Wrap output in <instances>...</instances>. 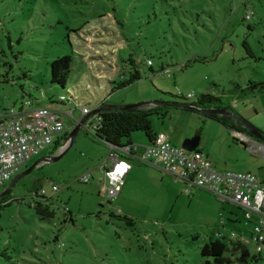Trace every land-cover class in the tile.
Listing matches in <instances>:
<instances>
[{"label": "rangeland", "instance_id": "rangeland-1", "mask_svg": "<svg viewBox=\"0 0 264 264\" xmlns=\"http://www.w3.org/2000/svg\"><path fill=\"white\" fill-rule=\"evenodd\" d=\"M248 10L254 15L246 21ZM64 55L73 57L65 90L49 80L50 63ZM130 58L141 79L111 92L129 79ZM7 74L10 82L3 83ZM250 82H264V0H0V109L19 108L32 98L73 110L80 121L84 107L91 111L103 101L190 103L189 94L205 93L231 103L264 134V93L242 91ZM62 95L64 105L57 103ZM167 112L164 119L151 117L154 130L165 132L182 152L183 143L200 134L198 151L217 169L250 171L264 181V153L243 127L229 129L180 108ZM134 137L136 145L148 144L144 133ZM109 153L80 130L61 159L18 181L11 205L0 209V264H213L202 256L206 243L241 241L240 208L199 189L188 194L170 176L136 181L128 198L109 200L99 169ZM87 173L93 180L80 182ZM53 185L60 190L54 193ZM42 188L52 197L54 218L37 215ZM249 249L255 254L253 245Z\"/></svg>", "mask_w": 264, "mask_h": 264}, {"label": "built area", "instance_id": "built-area-1", "mask_svg": "<svg viewBox=\"0 0 264 264\" xmlns=\"http://www.w3.org/2000/svg\"><path fill=\"white\" fill-rule=\"evenodd\" d=\"M254 13L248 10L245 20L252 19ZM152 65V61L148 60ZM195 96L188 95V99ZM82 115L90 113L88 107L82 109ZM69 120L76 127L80 121L73 117V110H59L51 107L34 106L25 100L19 108L0 109V186L20 173L28 162L52 146L56 136L70 129ZM96 139L100 129L98 115L87 120L81 128ZM70 144L67 141L63 149ZM107 144V143H105ZM110 153L99 169L104 174V184L109 200H116L121 194L125 180L133 168L132 161L151 165L174 182L186 185L188 194L199 189L214 195L222 204L240 208L245 214V232L241 233V242L253 245L258 256L256 264H264V181L250 171L218 170L213 161L202 152H182L171 143L164 134L157 135L144 146L142 153L139 145L117 147L107 144ZM260 151L264 152L261 146ZM93 180L91 173L85 174L79 181L85 184ZM60 188L53 185L52 191ZM39 196L46 197L42 188ZM232 237H236L233 233Z\"/></svg>", "mask_w": 264, "mask_h": 264}, {"label": "trees", "instance_id": "trees-1", "mask_svg": "<svg viewBox=\"0 0 264 264\" xmlns=\"http://www.w3.org/2000/svg\"><path fill=\"white\" fill-rule=\"evenodd\" d=\"M249 28L252 29V27ZM243 47L249 58H255L254 53L247 42L243 43ZM72 63L73 57L69 55H64L63 57H59L52 61L50 63V84L65 90L72 72ZM128 64L132 67L133 70L130 73L129 79H123L122 81L117 83L116 87H112L111 92L129 87L131 84L141 79V73L138 69V64L136 63V61L130 58L128 60ZM147 65L149 66L150 70L154 73L155 71L153 70V61L152 65H149L148 62ZM24 76L26 77L27 75ZM2 82H10L8 74ZM114 84L115 82L110 83V85ZM248 89H250L252 93H264V82H250L247 86V89H242V91ZM68 96V99H74L71 94H68ZM186 99L190 101V104L196 105L198 108L201 109H221L233 111L231 103H226L222 97H216L211 94L204 93L195 96L193 99ZM30 101L34 106L48 107V105L44 104L42 100H33L31 98ZM66 101V96L62 95L59 97V101L57 103L64 105ZM168 109L169 108L162 107H154L151 109L134 108L132 110L127 111L105 109L98 115L100 119V129L98 131L96 140L102 143H107L109 145L122 147L124 145H132V139L134 137V134L136 132H142L145 134L149 142H151L158 135L154 130L151 117L156 115L161 119H164L168 114ZM204 117L217 121L224 127L229 129H233L236 125L241 126L238 122L226 116L213 115L212 117ZM10 196L11 194H9L3 199H0V209L11 205L10 202L7 203V201L10 199ZM36 196L38 197L39 194L36 193ZM41 198L44 199L43 202L35 203V210L37 212V215L40 216L41 219L54 218L56 212L50 208L52 197ZM69 216L72 220L70 212ZM126 222L129 225H132V220L126 219ZM230 244L231 245H229V243L225 241H222L221 239H211L208 243L204 245L202 249V256L206 258H212L214 261L213 264H256V262L258 261V256L256 254L251 253L249 245L244 244L241 241H230ZM208 264L212 263L208 262Z\"/></svg>", "mask_w": 264, "mask_h": 264}, {"label": "water", "instance_id": "water-1", "mask_svg": "<svg viewBox=\"0 0 264 264\" xmlns=\"http://www.w3.org/2000/svg\"><path fill=\"white\" fill-rule=\"evenodd\" d=\"M144 106L148 107H162V108H180L183 110H188L191 112H196L199 113L203 116L206 117H212L213 115H221V116H226L231 119H234L244 125L248 133L254 137L258 142L261 143L262 147L264 148V134L262 133L261 130L256 128L253 124H251L248 120L244 119L242 116L236 114L234 111H227V110H221V109H201L198 108L196 105L190 104L188 102H170V101H154V102H139V103H134V104H129V105H124V104H110L108 102H103L96 108L90 111V113L87 116H84L79 124L72 130V132L69 135V140H70V145L59 155L56 156H51V157H43L39 160H37L32 166H30L27 170L17 174L11 181V184L2 192H0V199H3L7 197L9 194H11L12 190L15 188L16 184L18 181H20L23 177L26 175L32 173V171L37 168L39 165L43 163H50V162H55L58 161L59 159L62 158V156L69 150L71 145L73 144V141L75 140L76 136L78 135L79 131L81 130L82 126L84 123L89 120L91 117L95 115H99L103 110L105 109H115L119 111H127V110H132L134 108H143ZM201 137L200 134L196 135L194 138L186 140L183 143V149L186 150L187 152H197L198 147L200 145ZM112 202L109 201V204Z\"/></svg>", "mask_w": 264, "mask_h": 264}, {"label": "crops", "instance_id": "crops-1", "mask_svg": "<svg viewBox=\"0 0 264 264\" xmlns=\"http://www.w3.org/2000/svg\"><path fill=\"white\" fill-rule=\"evenodd\" d=\"M257 83V82H256ZM103 102H105V101H103ZM103 102H101L100 104H102ZM108 102V101H107ZM99 104V105H100ZM98 105V106H99ZM69 125H70V129L67 131V132H65L64 134H62V135H58V136H56V138H55V140H54V143L52 144V146H53V149H52V151H51V153H49L47 156H45V157H51V156H56V155H59L60 153H62L65 149H63V147L65 146V144L67 143V141H70L69 140V135H70V132H71V129H73V124H71V122L69 121V123H68ZM82 130V129H81ZM85 133V132H84ZM157 133V132H156ZM158 135H160V134H164V135H166L167 136V134L165 133V132H158L157 133ZM168 137V136H167ZM169 139V138H168ZM251 139H254V138H251ZM135 137H133V139H132V142H133V144H138L137 142H135V141H138L137 139L135 140ZM170 140V139H169ZM75 141V140H74ZM74 141H73V144H74ZM140 142H144L143 140H141ZM258 142V141H257ZM145 143V142H144ZM147 143H150V142H148V140L146 141V144ZM72 144V145H73ZM105 144V143H104ZM258 144H259V148L262 146L261 145V143L260 142H258ZM70 145V144H69ZM72 145H71V147H72ZM105 145H107V144H105ZM145 145V144H144ZM52 146H50V147H52ZM108 146V145H107ZM49 147V148H50ZM143 149H144V146H141L140 144H139V152L140 153H142V151H143ZM199 152H201V151H199ZM264 153V152H263ZM214 163V162H213ZM132 165H133V168H132V170L130 171V173L128 174V176H127V178H126V180H125V185H124V188H123V190H122V192H121V194L119 195V197L116 199V200H118V201H122V200H124V199H126V198H128L130 195H131V192H132V190H133V188H134V186H135V182L136 181H142V180H144V179H157V178H159V177H161V178H164V176H168L169 177V175H167V174H164V173H162L161 171H159L157 168H155V167H153V166H151V165H147V164H143V163H141V162H139V161H132ZM219 170V169H218ZM101 171V170H100ZM221 171H223V170H221ZM100 183H102L103 185H104V187H105V184H104V174H103V172L101 171V177H100ZM180 184V183H179ZM182 184V183H181ZM184 187H186V185L185 184H182ZM194 190H196V189H194ZM194 190L192 191V193H190V194H192L193 195V192H194ZM112 204V203H111ZM242 229H241V233H246L245 232V226L244 225H242Z\"/></svg>", "mask_w": 264, "mask_h": 264}, {"label": "flooded vegetation", "instance_id": "flooded-vegetation-1", "mask_svg": "<svg viewBox=\"0 0 264 264\" xmlns=\"http://www.w3.org/2000/svg\"><path fill=\"white\" fill-rule=\"evenodd\" d=\"M234 120V119H233ZM236 121V120H235ZM236 122H238V121H236ZM239 123V122H238ZM240 125H241V127H243L247 132H248V130H247V128L244 126V125H242L241 123H239ZM6 189V188H5ZM4 189V190H5ZM3 191V190H2ZM2 191H0V192H2Z\"/></svg>", "mask_w": 264, "mask_h": 264}]
</instances>
